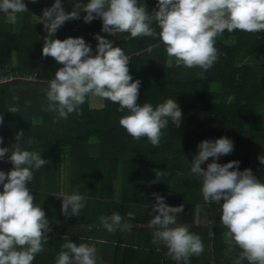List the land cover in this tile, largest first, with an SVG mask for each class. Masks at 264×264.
<instances>
[{
  "label": "trees",
  "instance_id": "16d2710c",
  "mask_svg": "<svg viewBox=\"0 0 264 264\" xmlns=\"http://www.w3.org/2000/svg\"><path fill=\"white\" fill-rule=\"evenodd\" d=\"M23 2L27 11L17 14L23 16L19 32L0 12V115L4 117L0 125V138H3L0 148L12 147L15 135L22 130V138L17 142L21 150L41 153V158L49 162L33 171L28 188L57 191L60 150L70 147L74 163L92 168L91 181H99L103 187L119 188L120 197L124 198L123 201L115 199L113 213L126 214L133 226L115 232L114 264H178L168 256L165 246L153 243L156 229L149 226L154 215L152 206L156 203L153 194L163 197L168 206L183 205L184 211L177 215L176 224L186 225L192 234L201 238L204 250L199 256L190 257L188 264H234L240 250L228 251L223 235L227 229L221 223L220 206L207 204L214 223L213 236L209 227L195 225L197 206L206 203L201 193L202 178L191 173V160L198 154L200 142L227 137L235 143V152L221 156L216 162L224 165L238 161L239 168L230 171L250 169L264 183V165L258 160L264 157V122L259 119L264 107V32L225 31L215 42L218 59L203 79L197 76L202 71L199 68L170 66L162 44L153 37L129 39L128 33L114 36L113 47H120L129 57L133 82H141L138 105L146 102L155 108L168 99H176L182 111L180 127L169 121L162 130L159 146H153L146 138L134 140L126 133L119 120L127 110L120 112L119 105L110 101H104L102 109L92 108L86 102L80 106L82 114L74 112L67 119H57L55 113L45 111L46 80L54 78L61 65L51 57L42 58L43 28L36 18L55 0ZM77 2L87 3V0H61L66 13ZM157 2L138 0V5L146 6L152 17L153 10L158 11ZM84 15L82 12L80 19L66 21L53 39L83 38L95 54L94 35L105 38L106 33L101 31V19L86 24ZM151 27L157 33L160 31L154 19ZM231 36H237V43L226 45ZM252 56L263 61L256 65L240 64V60ZM214 83L221 85L220 91L213 90ZM12 106H17L19 111L9 113ZM92 139L99 143L98 158L87 157ZM211 162L209 158L201 165L202 169L206 170ZM95 164L99 165V172L92 167ZM12 167L7 157L0 160V171L7 173ZM157 171L162 173L157 176ZM48 260L35 257L34 264H47Z\"/></svg>",
  "mask_w": 264,
  "mask_h": 264
},
{
  "label": "clouds",
  "instance_id": "9594fccd",
  "mask_svg": "<svg viewBox=\"0 0 264 264\" xmlns=\"http://www.w3.org/2000/svg\"><path fill=\"white\" fill-rule=\"evenodd\" d=\"M156 8L158 11L153 10L152 17L146 6L138 5V0H87V3L77 2L68 13L61 0H55L51 7L45 8L39 18L47 33L42 58L51 57L61 65L54 78L46 80L45 111L55 113L57 119H67L74 112L82 114L79 109L86 102L92 108L102 109L104 101H110L119 105L120 112L127 110L119 120L126 133L134 140L146 138L153 146H159L162 130L169 121L177 128L181 125L182 111L176 99H168L155 108L146 102L138 105L141 82H133L129 57L120 47H113V42L94 35L97 45L93 54L92 46L83 38L53 39L66 21L80 19L82 12L86 13L84 23L101 19V31L110 36L128 33L129 39L141 36L157 39L170 66L199 68L200 79L217 61L215 42L225 31L264 32V0H158ZM26 11L23 0H0V12L12 24L16 23L18 13ZM152 19L160 29L158 33L151 27ZM18 111L17 106L8 109L9 113ZM3 122L4 117L0 115V125ZM22 135V130L15 135L12 147L0 148V160L7 157L13 166L7 173L0 171L3 188L0 192V264H32L44 250L43 244L51 231L45 212L34 205V196L27 186L33 179V171L49 162L41 158V153L21 150L17 142ZM197 148L198 154L191 160V173L202 178L204 202L221 208L228 251L240 250L234 264L245 260L247 264H264V183L250 169L230 171L239 168L238 161L224 165L216 162L233 152L234 143L229 138L205 140ZM209 158L212 162L206 170L202 169L201 165ZM258 160L264 165V157ZM161 173L157 171L156 175ZM60 196L61 213L66 218L77 216L85 207V198L79 193L61 192ZM153 196L156 203L149 222L156 229L153 243L165 246L168 256L178 264L181 261L188 264L190 257L202 254L201 238L192 234L186 225L176 224L177 215L184 211L183 205L171 207L163 197ZM116 199L119 200L118 194ZM100 222L113 233L121 225L122 217L113 213L101 216ZM62 239L65 243L56 264H97L94 247L85 243L77 245L68 235Z\"/></svg>",
  "mask_w": 264,
  "mask_h": 264
},
{
  "label": "crops",
  "instance_id": "0c3cea01",
  "mask_svg": "<svg viewBox=\"0 0 264 264\" xmlns=\"http://www.w3.org/2000/svg\"><path fill=\"white\" fill-rule=\"evenodd\" d=\"M236 43L237 36H231L225 41L226 45H235ZM262 61V58L252 56L245 60H240V64L256 65ZM212 88L215 91H220L221 85L214 83ZM259 116L260 121L264 122L262 118V116L264 117V107L260 110ZM60 152L61 161L59 165V183L57 191L46 192L45 190H32L29 188L31 194L34 196V205L43 209L51 228V231L47 234V242L43 244L44 250L37 254L36 257L49 259L47 264H56L58 254L62 251L61 246L65 243L62 238L68 235L69 239L77 245L83 242L94 247L97 264H114L116 253L114 240L117 238L115 232L119 230L121 226H119L115 232L109 233L102 226L100 217L111 216L113 214V202L120 189L108 185L103 187L99 181H91L89 174L93 172L92 168L88 165H82L81 163H74L70 154V147H64ZM87 155V157L93 158H98L100 156V148L97 140L92 139L90 141ZM92 167L96 172H99L98 164ZM80 174L83 175L81 178ZM2 190V185H0V192H2ZM61 192H64L66 195L79 193L85 198V207L77 216L66 218L62 215ZM128 216L131 215L128 214ZM121 217V225H123L121 229H123V231H126V228H131V225L133 226L132 223L127 222L128 219L126 218V214ZM201 224L209 227L210 235H214V223L210 219V206L207 204H200L197 206L195 225ZM124 242H126V240ZM123 246L126 247V243ZM34 263L35 261L32 262V264Z\"/></svg>",
  "mask_w": 264,
  "mask_h": 264
},
{
  "label": "rangeland",
  "instance_id": "374dc122",
  "mask_svg": "<svg viewBox=\"0 0 264 264\" xmlns=\"http://www.w3.org/2000/svg\"><path fill=\"white\" fill-rule=\"evenodd\" d=\"M38 20V22H40L39 21V17H37L36 18V21ZM22 24H23V16H21V15H17V21H16V23H15V27H16V31H20L21 30V27H22ZM42 24V23H41ZM42 28H43V32H42V37H45L46 35H47V33L45 32V30H44V26H43V24H42ZM54 38V37H53ZM105 39H108L109 41H111V42H114L115 41V38H114V36H110V35H108V34H106L105 35ZM14 63H16L15 61H14ZM262 114V113H261ZM262 118H263V120H264V117L262 116ZM234 143V142H233ZM235 152V143H234V150H233V152L232 153H234ZM174 184L172 183L171 184V190H173L174 189V186H173ZM118 196H119V201H123L122 199H124L123 198V196L122 197H120V192H119V190H118ZM127 222H129V221H127ZM131 222V221H130ZM128 224H130V223H128ZM121 226V228L123 227V225H120ZM126 226H127V224H126ZM130 227H132V225L130 226ZM120 228V229H121ZM117 229H118V227H117Z\"/></svg>",
  "mask_w": 264,
  "mask_h": 264
}]
</instances>
